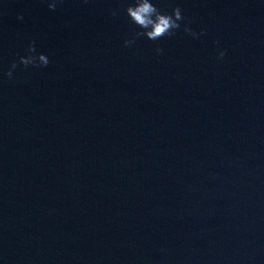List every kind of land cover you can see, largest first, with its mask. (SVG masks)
I'll return each mask as SVG.
<instances>
[{"label": "water", "instance_id": "obj_1", "mask_svg": "<svg viewBox=\"0 0 264 264\" xmlns=\"http://www.w3.org/2000/svg\"><path fill=\"white\" fill-rule=\"evenodd\" d=\"M151 2L0 0V264H264V0Z\"/></svg>", "mask_w": 264, "mask_h": 264}, {"label": "clouds", "instance_id": "obj_2", "mask_svg": "<svg viewBox=\"0 0 264 264\" xmlns=\"http://www.w3.org/2000/svg\"><path fill=\"white\" fill-rule=\"evenodd\" d=\"M49 8L51 10H55L56 3H50ZM125 12L130 21L140 29V31L135 33V37H147L153 41L160 40L166 36H174L176 30L181 28L180 22L184 19L181 8H174L171 14L163 13L151 2V0H134V3L129 4ZM112 14L115 16L116 12H113ZM18 19H23V17L20 16ZM184 31L197 38L200 34H203V31L200 34H197L187 26L184 27ZM133 43H135V39L125 40L126 46ZM156 51L161 53L163 49L157 48ZM27 52L28 55L26 57L22 56L20 58V62L25 67L29 65H33L35 67H46L50 63L49 58L46 55L36 53L35 41H32L29 44ZM225 54L226 53L223 51L220 52V57L223 58ZM12 67L16 68L17 64L13 63ZM8 75L11 77V71Z\"/></svg>", "mask_w": 264, "mask_h": 264}]
</instances>
